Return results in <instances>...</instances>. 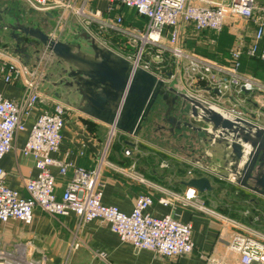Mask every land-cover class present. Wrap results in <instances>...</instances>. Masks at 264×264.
I'll return each mask as SVG.
<instances>
[{"label":"built area","instance_id":"obj_1","mask_svg":"<svg viewBox=\"0 0 264 264\" xmlns=\"http://www.w3.org/2000/svg\"><path fill=\"white\" fill-rule=\"evenodd\" d=\"M26 1L38 10L61 7L77 16L94 39L98 40V35L105 37L103 42H99L100 47L119 53L132 63L134 70L142 68L167 84L169 78L165 73L168 70L164 62L170 64L173 60L186 73L189 84L184 87L185 93L228 117H238L264 128V78L243 68L245 58L264 62V0H109L105 10L90 8V0H82L80 4L76 0ZM120 7L135 9L147 19L145 26L127 25L122 14L109 16ZM250 25L253 26L251 33ZM228 29L233 40L226 48L228 55L224 56L218 45ZM115 38L126 43V52L111 45ZM186 39L206 41L209 50L222 55V58L210 57L186 47ZM43 57L44 54L41 62ZM0 63L6 82L21 79L25 87V94L18 101L5 97L0 91L2 159L13 149L17 135L27 131V119L43 101L41 85L44 73L39 67L28 68L22 58L12 57L2 49ZM201 83L205 86L200 87ZM67 110L66 105L56 102L53 109L41 113L29 129L22 150L24 155L35 159L38 173L26 181L27 196L7 184V171L0 166V219L5 222L16 219L31 224L36 207L52 215L75 213L84 222L101 219L109 223L122 241L132 243L136 249L151 250L167 257L191 253L195 247L192 223L182 222L172 214L152 215L148 211L154 203L151 194H139L130 213L102 202L104 157L92 170L72 161L58 162L53 157L63 141ZM109 127L106 151L120 131L116 123L109 124ZM124 152L130 155L132 148L126 147ZM54 165L60 166L62 174L72 171L61 197L56 192V176L52 173ZM228 180L236 183L234 177ZM185 197L196 199L198 190L189 187ZM161 201L166 202V199ZM221 218L240 229L229 244L230 250L240 255L238 264H264V234H257L252 229L244 232L237 221ZM206 260V264H224L212 256H207ZM0 264H47V261L45 257H34L25 245L8 249L0 239Z\"/></svg>","mask_w":264,"mask_h":264},{"label":"crops","instance_id":"obj_2","mask_svg":"<svg viewBox=\"0 0 264 264\" xmlns=\"http://www.w3.org/2000/svg\"><path fill=\"white\" fill-rule=\"evenodd\" d=\"M17 2L18 0H14V3ZM76 2L80 4L82 0ZM108 2L109 0H90L89 6L93 9L105 10ZM44 11L50 18H54V13L58 15V29L56 32L55 30L47 32L55 37L58 36L56 33L63 30V26L68 25L75 16L61 7ZM8 13L15 16L12 21H5L6 17L0 11V49L12 57L22 58L28 68L39 67L44 73V80L41 85L43 101L37 104L32 115L27 119V131L17 135L13 149L0 159V166L7 171V184L19 190L23 196H27L26 181L38 173L35 159L24 155L22 150L29 129L41 113L53 109L54 103L61 102L68 110L63 128V141L60 149L53 153V157L58 162L72 161L89 170L97 168L104 157L101 169L104 204L116 205L122 211L130 213L138 195L149 193L154 198V203L148 209L152 215L172 214L182 222L192 223L195 247L191 253L177 257H167L147 249L139 250L132 243L122 241L111 230L109 223L101 219L84 222L75 213L52 215L40 207L34 209V219L31 224L16 219L6 222L0 219V239L5 247L13 250L18 245H25L34 257L38 259L45 257L47 264H206L207 256L216 257L224 264H238L240 255L230 250L229 244L240 229L233 227L221 216H214L199 206L201 204L206 206L210 191H198V197L193 200L185 197V191L192 187L188 181L193 177L208 176L214 188L211 176L203 172L205 170L214 173L205 168L211 162L208 161L211 158L205 154V144L202 140H200L202 147L199 153H194L196 149L192 144L183 148L185 158L200 166L199 174L187 166L184 171L186 174L178 175L174 166L164 168L160 164L161 160L152 155L155 152L151 154L136 149V140L141 138L140 131L138 134L118 131L106 151L109 124L95 115V111L89 107L80 85L71 75L72 66L47 51L40 41L26 37L23 33L8 27L19 23L31 25L18 16L25 14L21 7L18 5L9 7ZM117 14L124 16L127 25L142 28L147 22V19L133 8L120 7L109 16L113 17ZM128 16L131 17L127 19ZM225 36V33L221 36L218 50L227 56L228 53L223 48ZM19 38L24 40L20 42ZM59 39L72 43L60 36ZM115 40L111 45L121 52H126V43L117 38ZM184 44L201 54L222 58V55L210 51L207 42L202 39H186ZM23 46L24 52L20 50ZM43 54L44 59L41 62ZM259 65L264 69V62H254V68H258ZM174 67L172 70L175 73H171L173 71L165 73L169 78L168 85H174L185 92L184 87L189 84L186 73H182L181 67L176 65ZM199 86L203 87L205 84L201 83ZM0 91L5 97L18 101L24 96L25 87L21 79L6 82L0 71ZM177 110L179 111V107ZM146 122L142 124L143 128ZM126 147L132 148L130 155L125 154ZM52 173L56 176L57 195L61 197L72 176V171L62 174L60 166L54 165ZM163 198L166 202L161 201Z\"/></svg>","mask_w":264,"mask_h":264},{"label":"water","instance_id":"obj_3","mask_svg":"<svg viewBox=\"0 0 264 264\" xmlns=\"http://www.w3.org/2000/svg\"><path fill=\"white\" fill-rule=\"evenodd\" d=\"M8 27L40 41L51 54L70 64L71 75L80 85L89 107L100 119L108 124L116 123L126 133L138 134L161 99L167 105L166 122L207 134L206 140H201L212 148L206 151L212 154L208 156L213 163L205 168L228 179L234 177L238 185L264 195V169L256 173L258 166L264 163L263 127L238 117H228L200 99L168 85L149 71L142 68L134 70L128 59L109 48L94 44L95 52L91 54L41 28L22 23ZM22 40L24 38H19L20 42ZM20 50L24 52L25 47ZM181 101H184L183 105H191L192 116L204 126L182 121L171 114ZM215 155L218 156L215 158ZM250 181H254V185ZM188 184L201 192L213 189L208 176L193 177Z\"/></svg>","mask_w":264,"mask_h":264},{"label":"rangeland","instance_id":"obj_4","mask_svg":"<svg viewBox=\"0 0 264 264\" xmlns=\"http://www.w3.org/2000/svg\"><path fill=\"white\" fill-rule=\"evenodd\" d=\"M15 5L21 7L23 12H25L24 15L18 16L22 21L31 24L30 26H37L46 32H52L54 30V32H56L58 29V15L56 13H54V18H50L45 13V11L34 8L26 0H18L17 3H14V0H0V11H2L4 17H6L4 19L5 21H12L15 18L14 15L8 13V8H12ZM130 17L131 16H128L127 19ZM63 28V30H59L56 33V35H58L56 38L59 39L60 36L61 38L70 40L74 45L79 46L82 50L91 54L95 52L93 47L94 44L100 46L99 42H103L105 40L103 35H98V40L94 39L89 31L82 25L80 19L77 16H73L69 24L63 26ZM249 30L251 33L253 31V26L250 25ZM225 34L226 36L224 41H229V46L233 40V34L229 29L225 32ZM228 46H225V48ZM250 59L252 58L244 59V70L264 78L263 67L259 65L258 68H254V64L250 61ZM260 63H262V61ZM164 64H166L165 69L168 70V72L173 71L172 69L175 68V62H173V60L170 61V64L166 62H164ZM182 73H184V69H182ZM201 93L208 95L206 91H202ZM165 109V103L162 102L161 99H158L149 116L150 118H148L147 122L145 121V127H142L140 130L141 138L136 140L137 147L135 148L150 153L157 152V154H151L156 156L158 160H161L160 164L164 168H172V166H174L175 170L178 172V175H185L186 172L184 171L186 170L187 166L194 169L196 174H199L198 170H200V168L196 165V163H192L187 158H185L186 154L183 148L188 144H192L193 148L196 149L194 153H199V150H201L202 147L200 144L202 134L189 127H183L171 132V125L165 122L163 118ZM174 113L180 116L183 115L178 110ZM181 118L185 119V117ZM194 123L198 125L197 122ZM162 126L163 128H161ZM204 147L208 150L212 149L208 145H205ZM205 154L209 155L211 153L206 151ZM217 156L215 155L214 157L216 158ZM208 161L211 160L208 159ZM212 163L213 162H210L209 164L211 165ZM164 164L168 165L165 166ZM262 171L263 167L258 166L256 173L259 174ZM203 172H207V174L211 176L214 184V188L212 191H210L208 196L209 199L207 200V204H205L206 206L204 207L206 211L214 216H223L227 217L231 221H237L240 227L244 229V232H250V229H252L257 234H264V195L254 191L250 187L238 185L220 175L209 173L205 170H203ZM252 185L254 184L252 183ZM237 229L239 230V228Z\"/></svg>","mask_w":264,"mask_h":264},{"label":"flooded vegetation","instance_id":"obj_5","mask_svg":"<svg viewBox=\"0 0 264 264\" xmlns=\"http://www.w3.org/2000/svg\"><path fill=\"white\" fill-rule=\"evenodd\" d=\"M184 101H181L180 102V104L178 105V106H176L175 107V109L172 111V115H174V116H176L178 119H180V120H182V121H190L192 124H194V125H196L194 122H197V124H198V126H204V124H202V122H199V120L198 119H196V118H194L193 116H192V114H191V105L189 104V103H185V105H183L184 103H183ZM165 103V102H164ZM165 105H166V103H165ZM178 107H179V111H180V113H182L183 115L182 116H180V115H178L177 116V114H175L174 112L178 109ZM166 110H167V105H166V109H165V113H166ZM181 117H185V119H183V118H181ZM164 120H165V118H166V116H165V114H164ZM166 122V121H165ZM168 123V122H167ZM168 124H170V123H168ZM171 125V124H170ZM161 128H163V126L161 127ZM183 128V127H182ZM190 128V127H189ZM176 129H181V128H178L177 126H173V125H171L170 126V131L171 132H174ZM191 129H193V128H191ZM194 130V129H193ZM198 133H200V134H202V137H201V139H205V137H207V134L204 132V131H199ZM206 140V139H205ZM208 144V143H207ZM208 146H210V145H208ZM262 167H263V169H264V163H262ZM252 183L254 184V181H250V184L252 185Z\"/></svg>","mask_w":264,"mask_h":264},{"label":"trees","instance_id":"obj_6","mask_svg":"<svg viewBox=\"0 0 264 264\" xmlns=\"http://www.w3.org/2000/svg\"><path fill=\"white\" fill-rule=\"evenodd\" d=\"M228 42H229V41H227V40L224 41V43H223V47H224V48H225V46H228ZM226 48H227V47H226ZM226 48H225V49H226ZM248 59H249V58H248ZM250 61H251L253 64H254V62H259V63L261 62V61H258L257 59H254V58L250 59Z\"/></svg>","mask_w":264,"mask_h":264}]
</instances>
